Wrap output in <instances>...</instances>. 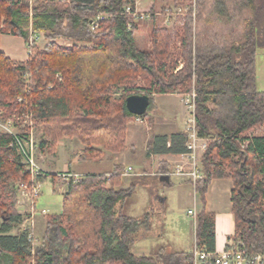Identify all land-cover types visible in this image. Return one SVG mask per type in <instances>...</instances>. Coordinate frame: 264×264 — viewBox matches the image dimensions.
Wrapping results in <instances>:
<instances>
[{"label": "trees", "instance_id": "1", "mask_svg": "<svg viewBox=\"0 0 264 264\" xmlns=\"http://www.w3.org/2000/svg\"><path fill=\"white\" fill-rule=\"evenodd\" d=\"M194 1L175 57L173 37L155 25L154 14L150 46H138L139 21L125 13L127 6L135 9L136 0H35L32 5L0 0V38L3 33L21 36L29 46L24 61L10 58L0 47V112L3 108L39 120L42 149L63 137H78L89 159L103 150L122 152L129 122L152 115L156 96L195 93L198 133L209 140L201 157L203 175L189 181L203 205L196 240L216 250L215 215L206 210L207 192L214 179L229 178L233 239L249 254L264 255V135L253 134L264 126V90L258 88L256 64L258 50L264 48V0H240L250 15L244 38L234 42L198 40L193 16L207 0ZM99 14L106 18L92 31L89 23ZM32 34L49 42L40 49ZM60 39L73 45L61 46ZM133 94L150 96L145 115L127 108L126 99ZM12 141V134L0 132V264H193L192 249L162 247L149 256L132 252L148 236L150 217L123 212L131 190L124 186L120 164L112 171L81 174L77 182L71 177L62 211L49 214L36 248L21 227L11 234L13 224L27 219L16 210V196L18 184L30 177ZM187 141L186 131L154 135L147 148L149 153L184 154ZM161 164L160 178L170 177L162 183L173 185L170 165Z\"/></svg>", "mask_w": 264, "mask_h": 264}, {"label": "rangeland", "instance_id": "2", "mask_svg": "<svg viewBox=\"0 0 264 264\" xmlns=\"http://www.w3.org/2000/svg\"><path fill=\"white\" fill-rule=\"evenodd\" d=\"M192 3L195 5L194 0H178V4L176 5L172 0H138L137 2L139 10L144 13L150 12L154 14L155 25L165 27L170 31L173 37L172 50L176 53L175 57H177V53L180 50V37L185 23V17ZM180 8L182 9L181 12L179 10ZM167 12L173 14V16L169 19L166 18ZM30 13H32V8L30 9ZM248 15H250V13L242 6L240 0H207L206 3L201 6L200 14L198 16L197 14H194L193 16L195 35L198 40L202 42H204V40L211 41L214 39L219 41L227 40L230 42L240 41L245 35L244 22L246 16L248 17ZM152 22L153 20L151 17L146 20H139L138 22V30L135 33V39L138 46L142 49H148L150 46ZM38 35L39 41L37 44L38 47L42 49L49 41L41 34ZM14 39L17 41L11 40L12 45H10L9 42L4 41L2 46H9V49H14L16 51L15 58L17 60L24 61L22 60L23 58L29 57L28 43L25 38L21 36H15ZM58 41L59 45L64 47L73 45L71 42H66L61 39ZM181 64H183L182 60L179 59L178 66ZM256 64L258 88L260 90H264V48H260L258 50ZM139 84L144 85L141 81H139ZM158 96L159 97H157L156 101L160 105L170 99L168 94ZM184 96L186 105H181V101L178 100L180 106L182 107V113H184V119L181 118L182 115L181 117L179 114L177 115L178 120L180 121V128L186 131L188 117L191 112L189 108L191 99L189 95ZM187 99L190 100L187 101ZM19 101H22V99H19ZM168 103L171 112H174V109L177 110L179 108L176 100H174L175 105L171 102ZM1 110L0 132L10 134L9 130L6 128L9 122L14 125V127L10 128V131L17 133H29L32 131V135L34 136V141L37 146L35 151L36 161L39 167L46 171L45 175L40 177L41 190L38 198H36L37 213L35 212L34 234L37 241L35 242L34 248L39 245V239L43 235L44 225L49 217V214L58 213L57 211L61 209L63 200L62 189L63 187L67 189L68 185V180H66L62 175L68 172L62 171L65 169L64 165L68 163L66 166H69L70 164L72 171H94L96 173H104L113 170V162L117 159H119L118 164L122 167H131V173L129 175H125L123 179L124 186L126 188H130L131 190L123 202V212L135 217H142L146 213L149 214L150 220L147 230L148 236L151 235V237L156 240H158V238H163V241L157 242V250L161 247H165L168 251L183 250L186 245L184 244L182 245L183 247H179L172 240V236L176 237V233L180 230H185V228V235L188 234L189 237L191 233L192 237L196 236V219L189 214V210L200 209V207L203 206L202 200L199 194H197L193 189V183H187V186L182 188L183 190L181 193L177 191L178 187L177 190H172L170 185L162 183L160 176H157L154 169L149 164L150 157L148 158V161L145 160L147 158L145 153L148 142L146 140V135L148 134L144 136L143 133H151L150 131H144L141 134L138 140L134 143L133 149L131 147V143L127 140L128 142H126V147L122 152H119L118 154H111L110 152L112 158H108L107 155L95 156L88 154L89 160H82L79 159V155L81 151H85L87 146L78 137H63L59 139L55 145H47L46 148L42 149L41 142L45 139V137L43 135L42 123L39 120L32 119L30 115H28V118L27 113L8 112L3 108ZM153 111L154 113H152ZM156 112L154 109H151V114L154 115ZM153 115L149 114L144 116L141 120L142 122H137L134 118L136 122L133 120L130 121L132 122L131 125L140 124L143 127H153L155 125ZM167 115L169 116L172 114L167 113ZM166 119H169V117H164L162 119L163 123ZM181 121L183 124H181ZM167 127L168 126L162 125L161 128H158V131L163 133L169 132ZM253 134L264 135V126L257 128ZM48 143L50 144L51 142L49 141ZM178 163L179 162H176V164ZM176 164H169L170 167H172L170 168V172L174 170V166H176ZM180 178H184V181H191L186 177ZM179 179L174 175L171 176V181L174 184L179 185ZM133 183L135 186H132ZM151 191L155 194L151 195ZM156 191L161 193L164 199L168 196L170 198L171 196L174 197L171 208L169 207L167 200L162 202L161 198H155L157 195ZM19 192L20 190L18 189L16 196V210L20 214L26 215L27 219H29L31 203L27 197L26 199H23L22 197L19 198ZM149 196L151 199L150 202H148ZM44 209L48 211L46 214L41 212ZM177 219H179L178 221H180V223L179 225H174V222ZM24 222L25 221L23 220V222L13 224L10 233L16 234L18 227L24 229Z\"/></svg>", "mask_w": 264, "mask_h": 264}, {"label": "built area", "instance_id": "3", "mask_svg": "<svg viewBox=\"0 0 264 264\" xmlns=\"http://www.w3.org/2000/svg\"><path fill=\"white\" fill-rule=\"evenodd\" d=\"M30 4H32L35 0H27ZM66 1V0H63ZM138 0H136V7L133 9L131 6H127L125 8V13L131 15L135 18V20H146L149 19L153 13L150 12H142L139 10L137 6ZM180 12L182 9H179ZM173 16L172 13L167 12L166 18L169 19ZM106 18V15L99 14L94 19H92L89 23V28L92 31H96L99 23ZM132 24L128 25L130 29ZM31 41H39L38 34H32ZM195 93H193L190 99L189 108L191 110L190 116L187 121L186 132L188 134L187 141V153L182 154V161L176 164L174 170L170 173V175H178L181 177H186L187 179L195 182L197 179L202 177L203 169L201 164L202 154L205 152L208 146V138L203 137L198 133L196 116H195V102H194ZM29 118V116L27 115ZM137 121H141L142 118L136 117ZM14 127L12 123H8L7 129L10 134L13 136V141L11 142V146H14L17 151L21 154L24 163L26 164V169L30 173V177L21 183H19V198L27 199L31 203V211L29 212V219H26L24 222V230L28 232V238L35 246V242L37 239L35 238L34 230L32 228L35 227V212H36V198L39 196V192L41 190V182L40 176L46 171L39 167L36 161V143L34 141V136L32 135V131L29 133H25L22 135L21 133H17L14 131H10V128ZM131 167H127L124 169V174H130ZM66 180H70L71 177L74 178V181L77 182L80 179V174L74 173H64L62 174ZM42 213H47L48 211L44 209L41 211ZM37 213V212H36ZM189 214L195 217L196 227H197V216L198 212L196 209H190ZM193 264H264V255L263 254H249L243 247V243L240 241L231 240L225 249L222 251H211L205 246H200L196 240V236L194 237L193 244Z\"/></svg>", "mask_w": 264, "mask_h": 264}, {"label": "crops", "instance_id": "4", "mask_svg": "<svg viewBox=\"0 0 264 264\" xmlns=\"http://www.w3.org/2000/svg\"><path fill=\"white\" fill-rule=\"evenodd\" d=\"M15 35H11V34H3L1 36V43H0V47L2 49V51H4L7 56H9L10 58L17 60L15 57L16 51L14 49H9V46L7 47H3L2 44L3 42H9L10 45H12L11 40L17 41L16 39H14ZM38 43V42H37ZM28 57L23 58L22 60H27ZM170 96L169 101L164 102L163 104H158L157 97H155V102H156V107H155V112L156 114H152L155 122H154V126L153 127H143L140 124H134L131 125L132 122H129L128 124V130H127V140L129 141V143H131V147L132 149L134 148V143L138 140V138L141 136V134L145 131H150L151 133H143L144 136L146 134V140L149 141L154 135H166L168 137H170L172 134L178 132V131H185L183 129L180 128V121L178 120V115L181 117L182 115V119L184 113H182V107L180 106L179 101H181V105H186V100H185V96L184 95H178V94H168ZM183 97V98H182ZM174 100L177 101V104L179 105V108L177 110L174 109V112H171L169 109V103L171 102L172 104H174ZM183 102V103H182ZM175 105V104H174ZM184 108V107H183ZM180 109V110H179ZM178 112V113H177ZM154 113V111L152 112ZM168 114H172V115H167ZM177 116V117H176ZM164 117H169V119H166V121H162V119ZM186 119V117H185ZM133 121H135L134 119H132ZM131 120V121H132ZM146 120V119H145ZM137 121V120H136ZM135 121V122H136ZM137 122H142V121H137ZM181 124H183V122L181 121ZM168 126L167 128L169 129V132H161L158 131V128H161V126ZM127 141V142H128ZM148 144V142H147ZM128 146V144H127ZM101 155H107L108 158H112L111 154H113L110 151H105L103 150L102 152H100ZM118 154V153H117ZM79 155V154H78ZM145 155L147 156V158L145 159L146 161H148L149 159V164L152 166V168L154 169L155 173L157 174V176H160V171H161V162L164 161L167 164H176V162H181L182 161V153H149L148 152V148H146V153ZM79 159H84V160H89L87 158H85L84 156V151H81L80 155H79ZM119 159H117L115 162H113V166L114 164H118ZM68 165V163H66ZM65 166V169H63L62 171H68L74 174H86V173H96L94 171H86V172H77V171H72L71 170V165L69 164V166ZM173 166V165H172ZM124 168H126L124 166ZM172 168V167H171ZM175 168V166H174ZM172 172V171H171ZM146 173V172H145ZM176 176L178 179L181 176L178 175H174ZM162 177V176H161ZM161 181H164L161 179ZM190 184L192 182H188V181H184V178H180L178 181V184H174L170 186V188L172 190H177L178 187V192H182V188L184 186H187L186 184ZM193 189H194V185H193ZM233 189V182L231 179L229 178H216L212 181L209 190L207 192V205H206V210L208 212H211L215 215V230H216V239H215V245H216V251H222L223 249H225V247H227V244L231 241L234 240L233 237L235 235V219H234V215L232 213V202H231V191ZM195 190V189H194ZM67 191V189H65V187H63L62 189V197H64L65 192ZM162 202L164 201H168V205L171 208V204L173 202L174 197L171 196V198L168 196L166 197V199L163 198L161 193H158ZM148 202H150V196L148 197ZM62 204H63V200H62ZM203 209V206L200 207V209H197V212L200 213ZM62 211V206L61 209L58 210V213H61ZM41 216V215H40ZM179 219H177L174 222V225H179L180 221H178ZM45 227V225H44ZM184 228V227H183ZM186 230V228H185ZM185 230H180L176 233V237L172 236V240L174 241V243H176L179 247H183L182 245H186L185 248H183V250H178V251H189L193 248V239L194 236L192 237V234L190 233L189 237L188 234L185 235L184 231ZM44 232V231H43ZM158 241H163V238H158V240H156L155 238L150 236H147L145 239H142L141 241H139L137 244H135L132 248V252L137 255V256H149L153 253H155V251H157V245H158ZM187 247V248H186ZM162 248V247H161ZM159 249V248H158ZM182 249V248H181Z\"/></svg>", "mask_w": 264, "mask_h": 264}, {"label": "water", "instance_id": "5", "mask_svg": "<svg viewBox=\"0 0 264 264\" xmlns=\"http://www.w3.org/2000/svg\"><path fill=\"white\" fill-rule=\"evenodd\" d=\"M126 105L129 111L137 116L145 115L150 105V96L147 94H133L127 97ZM164 181H170L169 175L161 177Z\"/></svg>", "mask_w": 264, "mask_h": 264}]
</instances>
